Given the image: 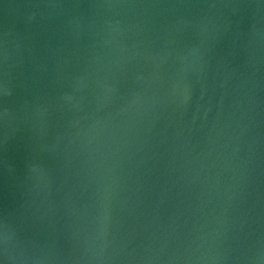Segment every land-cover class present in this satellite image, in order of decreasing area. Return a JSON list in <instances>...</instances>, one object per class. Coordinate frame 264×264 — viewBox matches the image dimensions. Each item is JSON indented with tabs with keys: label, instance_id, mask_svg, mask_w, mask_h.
Wrapping results in <instances>:
<instances>
[{
	"label": "water",
	"instance_id": "1",
	"mask_svg": "<svg viewBox=\"0 0 264 264\" xmlns=\"http://www.w3.org/2000/svg\"><path fill=\"white\" fill-rule=\"evenodd\" d=\"M0 264H264V0H0Z\"/></svg>",
	"mask_w": 264,
	"mask_h": 264
}]
</instances>
